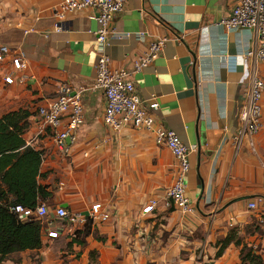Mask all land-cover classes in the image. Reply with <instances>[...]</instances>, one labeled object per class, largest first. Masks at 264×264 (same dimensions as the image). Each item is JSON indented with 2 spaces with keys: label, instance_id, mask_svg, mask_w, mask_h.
Returning <instances> with one entry per match:
<instances>
[{
  "label": "crops",
  "instance_id": "obj_1",
  "mask_svg": "<svg viewBox=\"0 0 264 264\" xmlns=\"http://www.w3.org/2000/svg\"><path fill=\"white\" fill-rule=\"evenodd\" d=\"M60 1L0 0V47L22 53L27 65L14 71L11 57L0 62V117L29 113L23 137L44 152L39 185L51 198L41 203L51 213L60 206L87 214L100 204L110 218L95 221L79 244L51 214L59 237L50 239L43 225L41 249L2 264H89L93 252L98 264H242L244 245L264 259V228L248 210L264 198V94L255 149L247 138L237 142L245 93L254 77L264 80V62L248 56L260 47L253 31L223 26L235 0H127L104 48L112 69L131 70L153 40H167L134 80L143 100L159 103L157 122L191 149L184 183L193 210L186 214L168 197L179 173L171 151L157 145L154 132L107 127L103 91L84 93V124L68 142L69 155L51 131L40 132L38 109L63 84L91 87L100 58L95 11L69 15L58 31ZM8 73L15 75L10 85Z\"/></svg>",
  "mask_w": 264,
  "mask_h": 264
},
{
  "label": "built area",
  "instance_id": "obj_2",
  "mask_svg": "<svg viewBox=\"0 0 264 264\" xmlns=\"http://www.w3.org/2000/svg\"><path fill=\"white\" fill-rule=\"evenodd\" d=\"M126 3L127 0H61L56 4L54 18L56 20L55 29L58 31L63 29V24L69 15L85 9L95 11L92 18L100 25L97 31L100 58L97 64L96 78L91 87L75 88L69 84H63L60 86L56 97L48 100L44 106L38 109L37 118L40 124V132L51 131L59 151L69 155L68 141H74L77 138L78 131L84 124V93L96 90L103 91L106 99L104 122L107 127L115 131L132 127L154 132L157 145L164 146L171 151L178 162L179 173L174 185L168 191V197L177 210L183 214L190 213L193 208L187 196L184 178L190 168L188 157L191 149L181 141L174 131L157 122L155 112L159 108V103L155 100L152 102L143 100L138 93L134 80L136 74L143 71L159 57L167 40H153L147 51L134 62L131 70L112 69L110 59L104 53L108 39L113 34L111 25L114 16L124 10ZM223 26L230 30L246 29L253 31L260 47L255 53L249 52L248 56H257L264 62V0H235L232 13L223 21ZM7 57H11L14 71L27 69L22 53H16L7 46H1L0 62H3ZM5 82L8 85L13 84L15 82L14 73H8ZM263 94L264 80L254 77L245 93V103L240 113L242 128L239 137H237L238 144L247 138L250 146L255 149V136L262 127L261 100ZM153 208V205L146 207L144 213L151 212ZM248 210L258 215V223L264 228V198L249 202ZM12 211L23 222L29 221L31 218L39 219L42 226L50 229L48 232L50 239H56L60 234L55 229V221L50 218L51 214L64 222L63 230L72 239L77 237V232L83 230L89 221L93 224L97 220L106 221L110 218L108 211H103L100 204L94 205L87 215L70 212L60 206L51 213L45 203H40L36 209L16 205ZM52 228L55 231L51 230Z\"/></svg>",
  "mask_w": 264,
  "mask_h": 264
},
{
  "label": "trees",
  "instance_id": "obj_3",
  "mask_svg": "<svg viewBox=\"0 0 264 264\" xmlns=\"http://www.w3.org/2000/svg\"><path fill=\"white\" fill-rule=\"evenodd\" d=\"M28 118L25 110L0 117V264L12 254L37 251L43 246L41 221H20L12 211L16 205L36 209L51 198V193L39 185L44 152L28 145L23 137ZM92 225L89 221L72 241L81 244V239L92 233ZM228 243L223 242L218 256ZM97 259V254L91 253L89 264H98ZM241 260L242 264H264L262 256L247 245L241 249Z\"/></svg>",
  "mask_w": 264,
  "mask_h": 264
},
{
  "label": "water",
  "instance_id": "obj_4",
  "mask_svg": "<svg viewBox=\"0 0 264 264\" xmlns=\"http://www.w3.org/2000/svg\"><path fill=\"white\" fill-rule=\"evenodd\" d=\"M69 142V141H68ZM65 207H67V205H64ZM87 215V214H86Z\"/></svg>",
  "mask_w": 264,
  "mask_h": 264
},
{
  "label": "rangeland",
  "instance_id": "obj_5",
  "mask_svg": "<svg viewBox=\"0 0 264 264\" xmlns=\"http://www.w3.org/2000/svg\"><path fill=\"white\" fill-rule=\"evenodd\" d=\"M13 259V258H12Z\"/></svg>",
  "mask_w": 264,
  "mask_h": 264
}]
</instances>
